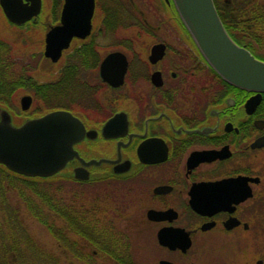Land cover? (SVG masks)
<instances>
[{"label": "flooded vegetation", "instance_id": "flooded-vegetation-1", "mask_svg": "<svg viewBox=\"0 0 264 264\" xmlns=\"http://www.w3.org/2000/svg\"><path fill=\"white\" fill-rule=\"evenodd\" d=\"M93 1L88 15L89 0H40L23 23L6 16L18 37L0 33L2 50L40 59L18 60L13 123L66 110L86 130L80 158L57 173L86 190L82 262L206 264L208 247L229 258L209 264H264V92L254 103L224 79L172 0ZM214 1L230 36L264 61V0ZM66 3L77 32L54 60L47 37Z\"/></svg>", "mask_w": 264, "mask_h": 264}, {"label": "water", "instance_id": "water-1", "mask_svg": "<svg viewBox=\"0 0 264 264\" xmlns=\"http://www.w3.org/2000/svg\"><path fill=\"white\" fill-rule=\"evenodd\" d=\"M88 1V0H85ZM0 0L6 16L15 23H23L38 14L40 0ZM189 32L214 69L235 86L254 91V103L264 92V61L238 45L227 32L216 9L214 0H173ZM88 15L94 6L89 0ZM68 3L62 14V25L53 28L47 37L46 54L57 60L67 46L71 21L67 20ZM68 37H67V36ZM31 98H23L29 106ZM86 130L74 115L66 110H54L43 116L15 125L6 108H0V163L8 169L26 176H52L63 170L74 156L79 157L74 144L82 140ZM76 176L84 179L82 168Z\"/></svg>", "mask_w": 264, "mask_h": 264}, {"label": "trees", "instance_id": "trees-1", "mask_svg": "<svg viewBox=\"0 0 264 264\" xmlns=\"http://www.w3.org/2000/svg\"><path fill=\"white\" fill-rule=\"evenodd\" d=\"M17 63L10 44L7 50L0 48V106L8 95L12 109L17 108ZM67 185L76 184L64 177L25 176L0 163V264H72V257L82 260L81 225L88 215L83 202L76 203L82 201V192L70 197ZM30 219L56 238L54 249L44 247L36 238Z\"/></svg>", "mask_w": 264, "mask_h": 264}, {"label": "rangeland", "instance_id": "rangeland-1", "mask_svg": "<svg viewBox=\"0 0 264 264\" xmlns=\"http://www.w3.org/2000/svg\"><path fill=\"white\" fill-rule=\"evenodd\" d=\"M7 23H8V20L6 19V15H5V13H4V11H3L2 7H1V4H0V33H5L9 37L11 35L12 38L18 37V33L15 30H12V34H11V32H10L11 29H9L6 26ZM21 48H22V46H18V45L15 46L16 51H14V52H15L16 58L18 60L22 59L25 62H29V60H30L31 64H38L39 63L40 59L38 58V56H33V54L27 53L28 51L27 52L21 51ZM24 53H27V54L23 56ZM43 74H45V73H43ZM16 101H17V103L19 102L18 98H16ZM14 118H16V122L18 123V122H22L25 117L24 116H15L14 115ZM67 188H68L67 193H68V196H70V197H73L72 193H74V192H77V191L82 192L81 193L82 194L81 195L82 196V198H81L82 201H77L76 203L83 202V203L87 204L88 198L85 199V197H84V192L86 191L85 188H82L79 185H70V186L67 185ZM29 222H30V226H31L32 232L34 233L36 238H38L40 240V242L43 244V246L51 248V249H54L56 244H57L56 243V238L52 234L50 235L49 232L41 224H39L37 221H35L33 219H30ZM57 227L59 228V224L58 223H57ZM69 227H70V225H69ZM73 227H74V224H73ZM72 237H75V234H73ZM252 240L253 241H250L249 246L247 247V249L244 250V253L242 254V257H241L242 260H243V257L245 256L244 258L247 259L248 262L249 261L251 262L252 259L257 257V255H258V247H257V245L258 244H257L255 238H252ZM82 242H83V240H82ZM214 251H217V250H215V248H211L210 249L208 247L203 249V251H202L203 258L202 259H203V261L206 264H209L208 262L211 261V260L212 261L219 260L224 255L226 257L224 256L225 258L223 259V261L225 260V263H227L229 258H227L228 254L226 255V252H222V253L221 252H217V253H215L216 254L215 255V254H213ZM71 261L70 262L72 264H86V263H83L82 260L77 261L76 257H72ZM70 262H68V263H70Z\"/></svg>", "mask_w": 264, "mask_h": 264}]
</instances>
